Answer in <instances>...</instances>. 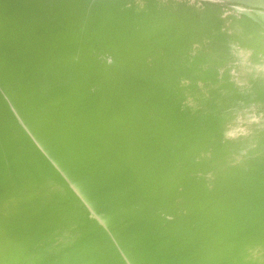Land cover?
<instances>
[{"label":"bare ground","instance_id":"bare-ground-1","mask_svg":"<svg viewBox=\"0 0 264 264\" xmlns=\"http://www.w3.org/2000/svg\"><path fill=\"white\" fill-rule=\"evenodd\" d=\"M229 1L243 0H226V5ZM245 1L264 7V0ZM177 3L0 0V264H121L125 259L117 248L118 257L111 250L116 238L123 254L132 249L134 255H126L135 258L132 264H157L158 258L163 264H264L259 241L264 201L251 199L264 191V164L257 161L264 150V117L253 120L258 113L252 112L254 105L264 108V75H259L264 68L257 72L254 66L252 72L240 60L228 68L218 89L191 103L203 115L193 107L196 118L187 107L180 120L175 110L185 102L176 90L184 88L189 100L204 77L195 74L198 63L187 69L179 64L191 54L199 60L203 44L198 39L178 62L172 54L184 44L185 33L207 27L206 18L225 10V2L216 4L220 7L184 3L175 11ZM257 9H250L253 14L236 9L238 17L243 15L236 21H220L218 13L213 17V30L228 32L229 44L234 42L237 50L228 44L229 54L241 48L259 60L264 12ZM162 23L179 25L181 35L160 34L154 28ZM149 45L166 47L170 57ZM258 55L263 59L264 51ZM254 71L262 86L251 83ZM131 74L150 81L153 91L144 94ZM95 78H115L119 84L101 99ZM249 80L256 85H250L253 92L259 89L250 93L258 104L245 93L251 90ZM238 125L244 128L241 135ZM64 181L76 195L96 202L90 200L93 207L105 206L95 210L104 217L102 230L95 221L97 228L90 220L86 224L93 207L83 214L80 205L90 202L82 199L85 204L79 205L81 198L74 191V200ZM105 226L114 233V245L108 238L113 248Z\"/></svg>","mask_w":264,"mask_h":264},{"label":"rangeland","instance_id":"rangeland-1","mask_svg":"<svg viewBox=\"0 0 264 264\" xmlns=\"http://www.w3.org/2000/svg\"><path fill=\"white\" fill-rule=\"evenodd\" d=\"M224 1V0H223ZM222 0H180V3H177L178 5H177V7L175 8V11H178V10H180L181 9V7H183V4L184 3H190V4H193V5H196L197 7H199V6H201V2H204V3H207L208 5H210L211 7H214V5H216L217 3H219V4H221V2H222V4L225 2V4L223 5V7H225V10H222V9H220V10H218V12L215 10V12L216 13H218L219 14V17L218 18H222V19H219L220 21H222V20H227L228 21V19L231 17H234V21H236V18L238 17V15L239 14H241L240 12L243 10V12L242 13H244V10H245V12H246V10H248L247 11V13H249V14H253V13H251V11H250V9H253L252 11H255L254 9H257V8H259V6L257 7V8H255L256 7V5L254 6V5H247V2L245 1V0H243V1H239V2H233V1H229V2H227L228 4L226 5V0L223 2ZM216 6H218V7H220L219 5H216ZM222 6V5H221ZM226 6H227V8H226ZM251 7L250 9H249V7ZM253 6H254V8H253ZM248 7V8H247ZM217 8V7H216ZM239 8H240V11H239V14H237L236 15V13L235 12H237V10H239ZM244 8V9H243ZM246 8V9H245ZM196 10H197V8H195ZM224 9V8H223ZM237 9V10H236ZM242 9V10H241ZM262 9V11H260ZM222 10V11H221ZM194 11V10H193ZM198 11V10H197ZM200 11V10H199ZM214 12V10L212 11V12H210L211 14ZM221 12V13H220ZM256 12H259L260 14H262L263 15V13H261V12H264V7L262 8H259V10L257 9V11ZM255 12V13H256ZM164 13V12H163ZM163 13L161 14V16L163 15ZM194 12H192L191 14L192 15H194L193 14ZM200 13V12H199ZM216 13H215V16H212V15H214V13L212 14V15H210V14H208L207 16H208V19L212 16V19H213V17H214V19L213 20H215V17H216ZM246 13V14H247ZM197 14H198V12H197ZM197 14H195V15H197ZM164 15L165 16H167V13H164ZM197 16H199V14L197 15ZM206 16V15H205ZM206 16V17H207ZM235 16H237V17H235ZM241 16H243V15H241ZM241 16H239L238 17V20L241 18ZM264 16V15H263ZM168 18H170V16H167ZM218 18H216V20L218 19ZM211 18L209 19V20H207V18H206V21H208L209 22V25L207 26V27H205L204 29H202V30H200L199 32H198V30H193V31H191V32H187V33H185V35H184V38H185V40H183L184 41V44L186 45V46H183L184 44H180V46L174 51V53L172 54V55H174V57L176 58V60H177V62L181 59V54L180 53H183L185 56H186V53H187V51H188V47H190L191 45H195V43H196V41L198 40V41H200L199 43H201V45L203 44V48H204V50H203V53L201 54V55H199V60H195V55H193V54H191V56H193V57H190V58H188L189 60L187 61V62H185V64H183V66L182 65H180L179 64V66L182 68V69H187V68H189V67H191V68H193V66L194 65H197V63H198V68H200L199 70H197V71H195V74H197V75H199V76H202V77H204V78H201V79H198V83H197V86L199 87V90H197V92H195L193 95H191L190 97H189V100H187L186 99V97H187V91L184 89V88H179V89H177L176 90V94H178V95H180L181 97V99H182V101L183 102H185V103H183V105L182 106H180V107H178L176 110H175V112L178 114V117H179V119L181 120L182 119V117L184 116V110H186L187 109V107H189V110L191 109V111H192V108L194 107H192L191 108V103L192 104H194L195 102H197V100H201L203 97H205V95L207 94V92L206 91H209V90H216V89H218L221 85H222V83H223V77L225 76V74L227 73L226 71L228 70V68H230V70L232 69V65H238V63H240V60H241V62L242 61H244V62H246V63H248V65H249V67H250V69L252 70V69H254L255 71H259V69L261 68H264L263 66H264V57H263V59H262V57H261V55H258L259 53L261 54V53H263V51H264V45H263V48L260 50V51H258L257 53L258 54H256L257 56H256V58H258L259 60L258 61H254V57H253V55H250V54H253L250 50H238V52L236 53V51H233V53H232V51H230L231 53L229 54V52H227L229 49H236V47H235V45L233 46V44L232 43H234L233 41H232V43L230 42V44H229V42L228 41H230V38L228 37V36H230L229 34H228V32H225V31H222V30H219V31H216V30H213V28H214V26L213 25H210V22L212 21L213 22V20H212ZM233 19V18H232ZM218 20V21H219ZM225 20V21H226ZM230 21V20H229ZM157 32H159L160 34L161 33H165V34H167L168 36H170V37H174L175 35L174 34H179V35H181V28H180V26L179 25H177V24H173V25H171V26H166V24L165 23H162V24H157L156 26H155V28H154ZM196 36V38H194ZM194 38L195 40H191L190 38ZM228 37V38H227ZM263 37H264V33H263ZM189 38V39H188ZM188 39V41H187V43H186V40ZM228 39V40H227ZM162 42H164V41H162ZM214 42H217L218 44H220L219 46V49L218 48H213L212 47V44L214 43ZM230 45V47L231 48H229L228 46ZM154 46H151V45H149L148 46V49L149 50H151V51H154L155 50V52H158L160 55H162V56H166L167 58L168 57H170V55H171V53L168 51V49L166 48V47H164V48H159V49H155V48H153ZM192 47V46H191ZM235 47V48H234ZM228 48V50H226ZM237 50V49H236ZM240 52H241V54H240ZM235 53L237 54V56H235L236 58V60L234 59V55H235ZM233 54V55H232ZM232 55V56H231ZM197 56V55H196ZM202 58H201V57ZM255 56V55H254ZM165 59V58H164ZM165 60H167V59H165ZM257 60V59H256ZM173 61V60H172ZM263 61V62H262ZM261 63H263V66H258V65H262ZM254 64V65H253ZM231 66V67H230ZM255 66V67H254ZM258 66V67H257ZM239 67V66H238ZM254 67V68H253ZM257 67V68H256ZM190 68V69H191ZM254 71V72H255ZM262 71V70H261ZM261 71H259V75H261V77L264 75V69H263V73L261 74ZM252 72H253V70H252ZM257 72H255V76H253V79L256 81L257 79H258V76H256L257 75ZM139 75H142V76H144V74L143 73H140ZM251 75H253V74H251ZM132 76H134V77H132ZM254 77H257L256 79L254 78ZM264 77V76H263ZM131 79H132V81H137L138 83H128V85L129 86H137V85H140L141 86V88H142V90L141 91H143V93L144 94H150V92L151 91H153V89H154V86L152 85V83L150 82V81H146L145 79H137V77L135 76V75H133V74H131V77H130ZM114 80H111V79H109V78H105V79H103V81L102 80H99L98 78H95L94 79V83H97L96 85L98 86V87H100L99 88V90H98V94L99 95H101L100 97H101V99L102 98H108L107 97V92L108 91H110V90H112V89H114V88H116L117 86H118V80H116L115 78H113ZM259 81H260V77H259V79H258ZM258 80H257V83H253V82H255V81H252V79H251V83L252 84H258V87L259 86H262V83H260V82H258ZM263 80V79H262ZM117 82V83H116ZM250 82V80L246 83V85L248 84ZM187 83V80H186V82L185 83H183V84H186ZM134 84V85H133ZM261 84V85H260ZM93 85V84H92ZM181 85V84H180ZM243 86V87H247V86H249V87H251V86H253V85H247V86ZM255 85V86H256ZM255 86H253V87H255ZM248 87V88H249ZM253 87H251V90H250V88L247 90L246 88H242L244 91H245V89L247 90V91H249L250 90V92L248 93L247 91L245 92V93H247L246 95H249L250 93H252L253 92ZM257 88V87H256ZM256 88H254V92L252 93L253 95H255L254 93H258L259 92V89H257V90H255ZM196 89V88H195ZM151 90V91H150ZM255 91H258V92H255ZM242 93V92H241ZM244 93V92H243ZM115 95V94H114ZM244 94H242V98H243V100L244 101H247V99L250 101L251 100V98L253 97V99L250 101L251 103L255 100V98H256V96H251V94L249 95V96H247L248 98H244ZM114 97V96H113ZM200 97V98H199ZM246 97V96H245ZM255 97V98H254ZM109 98H110V94H109ZM246 99V100H245ZM249 101H247V102H249ZM257 99L254 101L256 104H258L257 102ZM50 103V101H47L46 102V104H49ZM197 104V103H196ZM191 105V106H190ZM261 105V104H260ZM259 105V106H260ZM253 106V105H252ZM255 107V105L252 107V108H255V109H252V112H253V114H254V112L255 111H253V110H256V112H255V118H254V115H253V120H257L258 119V116H259V118H263L264 117V108H262V106H260L261 107V109H260V107ZM194 108H196V107H194ZM193 108V109H194ZM259 108V110L260 111H262V109H263V116H262V112L260 113L261 114V116H260V114H259V112L260 111H258L257 109ZM196 110H197V113L199 114L200 112H201V108H200V111L198 110V108H196ZM196 110H193L192 112H194V113H196L195 111ZM258 111V112H257ZM196 113V118H197V114ZM201 115H203V114H201L200 113V116ZM205 116V115H204ZM250 117H252V113H251V116ZM198 118H200V117H198ZM193 120H194V118H193ZM197 119H195V121H196ZM244 120H246L245 118H244ZM198 121V120H197ZM241 122V121H240ZM245 122V121H244ZM190 123V122H189ZM246 123V122H245ZM245 123H243V122H241V124H240V126H242V127H244V125H245ZM191 125L193 124V123H190ZM25 126V125H24ZM193 126H194V124H193ZM192 126V127H193ZM239 126V125H238ZM240 126L237 128V130H238V132L236 131V133H238V134H242L241 133V131L243 132V130H244V128L243 129H241L240 128ZM192 127H191V129H192ZM196 127V126H195ZM198 127V126H197ZM208 126L207 125H204V127H203V129L205 130L206 128H207ZM194 128V127H193ZM241 129V130H240ZM193 130V129H192ZM204 130H199L200 132H202V131H204ZM194 131V130H193ZM195 132V131H194ZM204 133V132H203ZM187 147V146H186ZM188 148V147H187ZM189 149V148H188ZM261 153H263V155L261 154ZM259 155H262V157L261 158H263L264 157V150H262V152H261ZM258 155V156H259ZM260 157V156H259ZM258 157V158H259ZM257 158V161L259 162V164H260V166H261V164H264V163H261V162H264V158H263V160L261 159V158H259L258 159ZM160 161H164V154L163 153H161V156H160ZM253 161V159H250L249 158V161ZM262 160V161H261ZM248 161V162H249ZM250 161V162H251ZM261 161V162H260ZM254 162V161H253ZM264 166V165H263ZM263 166H261V167H263ZM262 171H264V167H263V170ZM65 182V181H64ZM63 182V183H64ZM19 184H21V181L20 182H18ZM227 183V182H226ZM65 184H66V182H65ZM236 184H238V183H236ZM228 185V186H227ZM239 185V184H238ZM238 185H233L234 187H238ZM65 186H68L67 187V189H69V187H72V185L70 184L69 185V183L67 182V184L65 185ZM225 186H227L228 187V191H229V184H225ZM32 187V186H31ZM31 187H29L30 189H33V187L36 189L35 191H38L37 189H38V187L36 186H34L33 185V187L31 188ZM231 187V186H230ZM21 188V187H20ZM28 188V187H27ZM75 188V187H74ZM74 188H72L73 189V191H72V189L70 190L69 189V191H71L72 192V194L71 195H73V197H74V194L76 193V188L74 189ZM34 190V189H33ZM227 190V189H226ZM75 191V192H74ZM70 192V193H71ZM73 192H74V194H73ZM227 193H229V192H227ZM231 193V192H230ZM229 193V194H230ZM261 193H263V195H264V191L263 192H260V193H258V194H260L261 195ZM77 194V193H76ZM75 194V197L76 196H78V197H76V199L78 200L79 198H81L80 200H79V205L80 204H83L84 203V201H82V199H84V197H83V195H81V194H78V195H76ZM228 194V195H229ZM260 195H256V197H254L253 195V197L254 198H252L251 197V199L254 201L256 198V200H255V202H257L259 199L261 200L262 199V202L264 201V199H263V197L262 196H260ZM79 196H81V197H79ZM262 197V198H260V197ZM75 197H74V200H75ZM101 198H103V197H101ZM259 198V199H258ZM88 200V198H85L84 200L85 201H87ZM99 199H100V197H99ZM99 199H93L94 201H101V200H99ZM76 200V201H77ZM90 200L91 199H89L88 201L90 202ZM103 200H105L104 198H103ZM251 200V201H252ZM88 201L86 202V203H88ZM92 201V200H91ZM93 202V201H92ZM102 202V201H101ZM101 202H99L100 204H101ZM91 203V202H90ZM90 203H88V204H85V207H83L84 205H80L81 207V211L83 212V211H87V209H90V211H91V209L92 208H88V207H93V205H92V203L90 204ZM96 203V202H95ZM94 202H93V204H95ZM105 203V202H104ZM74 204H75V206H76V204H77V202H75L74 201ZM90 204V205H89ZM98 204V203H97ZM100 204H98L99 206H100ZM102 205V204H101ZM79 207V206H78ZM95 207V208H94ZM93 207V213H92V211L89 213V210H88V212H87V214L90 216L91 214H92V216H93V219L94 220H92V216H90L91 217V219H86V220H84L85 222H86V224H88L87 222H89V220L90 221H95V222H97L98 224H99V226H97L96 224L97 223H95V222H93L92 223V225L95 223V227L97 226V227H101L100 228V230H102V228L104 227V225H102V223L101 222H103L102 220L104 219V217H103V215H101L102 217H103V219L102 218H100L99 217V214H100V212H98V211H96L97 212V215L98 216H96V213H95V210H98L97 209V207L98 206H94ZM102 207V206H101ZM101 207H98V208H101ZM104 205H103V207H102V209H104ZM133 207H134V209H135V207H137L136 205L134 206L133 205ZM132 207V208H133ZM85 209V210H84ZM126 209V208H125ZM100 210V209H99ZM136 210H137V208H136ZM140 209H139V207H138V210L137 211H139ZM85 212H83V214H85ZM101 212H103V211H101ZM99 213V214H98ZM134 214L136 213V211L135 212H133ZM86 214V215H87ZM94 214V215H93ZM86 215H84V216H86ZM87 215V216H88ZM98 217V218H97ZM87 218V217H86ZM89 218V217H88ZM172 219L174 218L175 219V217H173V215H172V217H171ZM170 218V219H171ZM259 218L260 217H258V219L257 220H259ZM101 219V220H100ZM173 219V220H174ZM260 220H261V218H260ZM259 220V221H260ZM261 222V221H260ZM91 223V222H90ZM89 223V224H90ZM104 223V222H103ZM84 224V223H83ZM105 224V223H104ZM257 227L259 226V227H262V224L261 223H259V222H255L254 223ZM254 224H253V226H254ZM85 225V224H84ZM83 225V226H84ZM81 226V225H80ZM86 226V225H85ZM108 226V225H107ZM107 226H105V231H106V229L109 231V229L111 228L110 226H108V228H106ZM252 226V227H253ZM96 227V228H97ZM78 228V227H77ZM76 227L75 228H73L72 230H76L77 229ZM81 228V227H80ZM95 228V229H96ZM72 230H69L68 229V232L70 233ZM97 230H99V229H97ZM99 230V232H101V234L102 233H104V232H102V231H100ZM64 231V230H63ZM66 232H67V229L65 230ZM108 231H106V233L108 232ZM110 231H112L111 229H110ZM109 231V232H110ZM107 233L106 235H108V237L106 238V239H112V235H114V233L112 232H110V233ZM213 233L214 232H212V234L211 233H209V235H213ZM215 234V233H214ZM43 235H45V234H43ZM103 236L105 237V233L103 234ZM110 236V237H109ZM101 237H102V235H101ZM98 237H95V239H97ZM114 239H115V236L113 237ZM43 239V238H42ZM105 239V240H106ZM107 240V242L109 241V243L111 242L110 240ZM114 239H112V243L115 241V246L116 247H114L113 245H114V243H113V245H111L112 243H110V246H112V248L114 247L115 249H111V250H113V252H114V254L113 255H115L116 253V248H117V250H118V252L117 253H119V258H124L125 259V262H126V264L128 263V261H130V259H131V261H132V259L134 258H129L128 256H126V255H130L131 253H133L132 252V249H129V250H131V252H129L128 250H126V252L128 251L129 253H124L125 254V256L129 259L128 261H126L127 260V258L126 257H124V254L122 253V250H124L123 248H122V246H120L119 245V243H118V241H117V238L114 240ZM100 242H102L103 241V237L101 238V239H98ZM97 240V241H98ZM102 240V241H101ZM114 240V241H113ZM44 241V239L42 240V242ZM260 241V243H263L264 242V237H263V239H260L259 240ZM46 242V241H45ZM116 242L118 243V246H120V247H117V245H116ZM46 245V244H45ZM43 246V247H45V249H47V245L46 246ZM39 247H41V245H38ZM50 245H48V247H49ZM110 246H108V248H110ZM43 247H41L40 249L44 252V249H43ZM52 246H50V248H51ZM50 248H48V250H50ZM119 248H120V252H119ZM115 250V251H114ZM157 253V252H156ZM156 253H154L155 255H156ZM122 254V255H121ZM153 254V257H152V259L154 260V257H156L155 255ZM27 255V254H26ZM25 255V256H26ZM117 255V257H118V254H116ZM120 255H121V257H120ZM131 255H134V253L133 254H131ZM116 257V258H117ZM157 257H159V256H157ZM156 257V258H157ZM161 257V256H160ZM119 258H117L118 259V261H122V259L120 260ZM156 258H155V260H156ZM116 259V260H117ZM159 259V258H158ZM158 259H157V261H158ZM134 260H135V258H134ZM117 261V262H118ZM124 261V260H123ZM155 261L157 264H158V262H160V261ZM120 262H118V263H120ZM125 262H121V264L123 263V264H125ZM138 261L136 260L135 262H134V264L136 263V264H140V263H137ZM130 264H132L133 263V261L132 262H129ZM160 264H163V262L161 263L160 262ZM166 264H168V263H166ZM170 264V263H169Z\"/></svg>","mask_w":264,"mask_h":264}]
</instances>
